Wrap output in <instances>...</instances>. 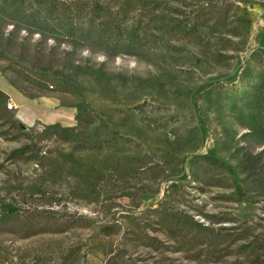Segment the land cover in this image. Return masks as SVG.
<instances>
[{
	"label": "rangeland",
	"instance_id": "rangeland-1",
	"mask_svg": "<svg viewBox=\"0 0 264 264\" xmlns=\"http://www.w3.org/2000/svg\"><path fill=\"white\" fill-rule=\"evenodd\" d=\"M168 1L180 53L0 15V264H264V0Z\"/></svg>",
	"mask_w": 264,
	"mask_h": 264
},
{
	"label": "trees",
	"instance_id": "trees-1",
	"mask_svg": "<svg viewBox=\"0 0 264 264\" xmlns=\"http://www.w3.org/2000/svg\"><path fill=\"white\" fill-rule=\"evenodd\" d=\"M168 0H0V15L109 52L165 50L196 26Z\"/></svg>",
	"mask_w": 264,
	"mask_h": 264
},
{
	"label": "built area",
	"instance_id": "built-area-1",
	"mask_svg": "<svg viewBox=\"0 0 264 264\" xmlns=\"http://www.w3.org/2000/svg\"><path fill=\"white\" fill-rule=\"evenodd\" d=\"M10 107H11V108L13 107V104H12V103L10 104Z\"/></svg>",
	"mask_w": 264,
	"mask_h": 264
}]
</instances>
